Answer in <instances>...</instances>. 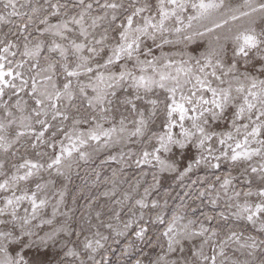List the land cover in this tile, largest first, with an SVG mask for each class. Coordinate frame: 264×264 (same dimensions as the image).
Instances as JSON below:
<instances>
[{
  "label": "snow or ice",
  "instance_id": "obj_1",
  "mask_svg": "<svg viewBox=\"0 0 264 264\" xmlns=\"http://www.w3.org/2000/svg\"><path fill=\"white\" fill-rule=\"evenodd\" d=\"M0 264H264V0H0Z\"/></svg>",
  "mask_w": 264,
  "mask_h": 264
}]
</instances>
